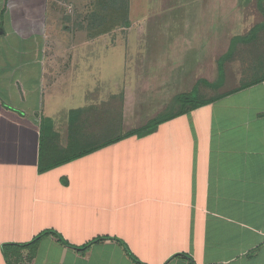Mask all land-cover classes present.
Returning <instances> with one entry per match:
<instances>
[{
  "label": "crops",
  "instance_id": "obj_1",
  "mask_svg": "<svg viewBox=\"0 0 264 264\" xmlns=\"http://www.w3.org/2000/svg\"><path fill=\"white\" fill-rule=\"evenodd\" d=\"M28 1L0 7V264H264V0L238 9L241 84L140 136L160 86L68 98L76 55L49 50L48 0Z\"/></svg>",
  "mask_w": 264,
  "mask_h": 264
},
{
  "label": "rangeland",
  "instance_id": "obj_2",
  "mask_svg": "<svg viewBox=\"0 0 264 264\" xmlns=\"http://www.w3.org/2000/svg\"><path fill=\"white\" fill-rule=\"evenodd\" d=\"M9 1L6 0L7 5ZM29 1L28 11L31 9ZM221 1L224 2L222 10ZM246 1L249 0H131L129 27L96 38L95 31L82 29L90 0H48L45 14L47 23L37 26L40 27L37 31L41 29L40 32L48 35L50 51L73 50L71 53L76 55L67 56L66 59L75 60L68 65H78L82 71L78 76L80 78L75 79V87L67 83L68 89H64L68 98L75 92L76 103L86 101L87 93L99 94L112 90H118L123 100L125 93L120 91L126 90L130 103L142 101L147 93L141 94L144 85L149 88L160 86L157 92L163 93L161 99H155L144 108L140 118L129 123L128 128L140 130L149 113H157L152 117L157 119L162 116L158 112L163 108L167 107V113H176L181 104L190 107L241 84L236 80L240 72H231L230 62L245 60V57L255 58V51L240 44L242 48H237L238 52L235 49L228 59L227 55L232 38L244 32L245 21L238 20V9L242 13V2ZM4 4L5 0H0V7ZM41 6L39 16H44L45 10ZM233 6L236 8L233 9ZM253 9L252 28L254 23H264L262 10ZM249 11L247 8L246 13ZM255 27L259 29L256 34H260L262 26ZM166 66L171 72L167 79ZM85 68L91 70L84 71ZM223 76L227 78L224 88L214 89L202 82L197 84L203 79H209L212 84L222 82ZM180 95L195 100L183 103L177 99ZM75 105L73 107H81V104ZM149 107L154 109L150 110Z\"/></svg>",
  "mask_w": 264,
  "mask_h": 264
},
{
  "label": "trees",
  "instance_id": "obj_3",
  "mask_svg": "<svg viewBox=\"0 0 264 264\" xmlns=\"http://www.w3.org/2000/svg\"><path fill=\"white\" fill-rule=\"evenodd\" d=\"M61 1V0H56ZM88 9L89 11L86 13L87 18L82 23V29L86 31H95L96 38L101 37L102 35L110 34L111 32H114L118 29L127 28L129 27V17H130V6H131V0H90ZM258 31V29L253 30V34H255ZM93 36V35H92ZM255 35L252 36V42L255 41ZM251 42H249L248 37H235L232 40L231 48L229 51V54L227 55V59L231 57L233 52H235V46L236 45H248ZM223 80L225 81V78L223 76ZM258 81V80H256ZM222 82L217 83H209L204 82L205 85L210 86L214 89L221 88ZM244 87V86H243ZM242 87V88H243ZM197 88V87H196ZM241 88H238L234 90V92L240 91ZM198 92V91H197ZM226 94H223L221 96L216 97H210L204 100H201L200 102H196L193 106L186 107L184 104H181V108L176 113H166L162 115L160 118L153 119L150 122L147 123L146 126L143 128H140V130L135 129L127 132L125 136H132V135H139L140 134H146L152 132L159 124L167 121L168 119H172L176 116L182 115L192 109H196L202 105L210 104L217 99L223 97ZM180 102L185 103V101L195 100L193 97H187L180 95L177 98ZM191 103V101H190ZM77 114L76 111L72 113V117Z\"/></svg>",
  "mask_w": 264,
  "mask_h": 264
}]
</instances>
